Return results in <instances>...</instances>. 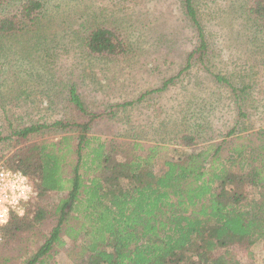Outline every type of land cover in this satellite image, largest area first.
<instances>
[{
    "label": "trees",
    "instance_id": "trees-1",
    "mask_svg": "<svg viewBox=\"0 0 264 264\" xmlns=\"http://www.w3.org/2000/svg\"><path fill=\"white\" fill-rule=\"evenodd\" d=\"M198 1L178 3L195 37L178 75L193 65L208 71L210 49ZM60 6L52 7L50 0H0V61L14 60L11 47L20 37H30L22 43L35 48L52 42L49 35L68 34L78 24L77 15L64 26L70 29L66 33L58 28L67 16L57 22L56 31L50 27ZM228 8L229 22L250 42L264 37V0H231ZM77 28L69 33L90 57L113 60L128 52L113 24L80 23ZM208 73L229 88L237 115L246 116L240 95L249 85ZM65 88L59 117L0 127V144L9 142L7 154L0 157L2 166L22 172L38 199L23 214H12L2 228L0 264H44L52 245L65 248L72 264H237L228 250L231 245L264 244V128L236 135L234 126L222 140L199 150H185L194 144L187 134L171 146L144 147L139 141L128 145L90 135L102 111L88 109L73 83ZM235 140L240 142L224 157L223 149ZM126 148L133 153H124ZM162 151V168L155 171L154 161ZM50 192L63 193L57 201V223L35 251L14 256V243L52 215L43 204Z\"/></svg>",
    "mask_w": 264,
    "mask_h": 264
},
{
    "label": "rangeland",
    "instance_id": "rangeland-1",
    "mask_svg": "<svg viewBox=\"0 0 264 264\" xmlns=\"http://www.w3.org/2000/svg\"><path fill=\"white\" fill-rule=\"evenodd\" d=\"M230 2L198 1L196 7L210 49L208 71L193 65L178 75L185 65L186 53L195 43L192 31L184 24L179 0H50L54 8L61 5L55 10L58 15L53 18L56 22L50 25L51 30L56 31L57 22L64 16H67L66 24L64 22L58 28L61 33L67 32L68 27L64 26L76 15L78 24H113L129 45L128 52L113 60H98L84 54L76 44V36L69 33L78 29V24L72 30L68 28L70 31L64 37L49 35L52 42L35 48L22 43L30 37H20L11 47L14 60L7 62L4 58L0 61L3 63L0 64L3 66L0 69L3 99L0 127L3 125L2 129H5L9 123L16 126L59 117L65 87L73 83L88 109L102 111L103 115L90 129V135L103 139L127 142L128 145L139 141L144 147L171 146L177 143L175 140L179 135L187 134L194 139V144L185 147L189 151L205 149L208 144L222 140L234 126L236 135L263 129L264 48L260 46L264 37L252 43L238 26L229 22L226 11ZM209 71L226 76L235 85H249L250 88L240 95L246 116L237 115L229 88L216 83ZM169 79L171 81L160 89ZM124 102L131 104L116 106ZM236 142L240 140L223 149L224 157L230 154L227 149ZM8 143L0 144V157L7 154ZM124 153L133 152L126 148ZM162 155L163 151L154 161L155 171L162 168ZM2 165L0 161V167ZM62 195L49 193L43 204L52 215L14 243V256L35 251L43 242L44 236L57 223L56 206ZM37 200L36 195L24 210ZM72 215L80 218L74 212ZM68 222H73V216ZM228 250L237 264L264 263L263 242L231 245ZM222 252L223 249L218 253ZM49 253L44 264H72L65 248L52 245ZM11 264L20 263L12 261Z\"/></svg>",
    "mask_w": 264,
    "mask_h": 264
},
{
    "label": "built area",
    "instance_id": "built-area-1",
    "mask_svg": "<svg viewBox=\"0 0 264 264\" xmlns=\"http://www.w3.org/2000/svg\"><path fill=\"white\" fill-rule=\"evenodd\" d=\"M35 197L36 192L22 172L0 167V242L2 228L11 215L23 214L24 207Z\"/></svg>",
    "mask_w": 264,
    "mask_h": 264
}]
</instances>
